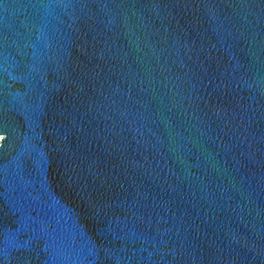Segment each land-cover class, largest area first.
<instances>
[{"label":"water","instance_id":"1","mask_svg":"<svg viewBox=\"0 0 264 264\" xmlns=\"http://www.w3.org/2000/svg\"><path fill=\"white\" fill-rule=\"evenodd\" d=\"M0 264H264V0H0Z\"/></svg>","mask_w":264,"mask_h":264}]
</instances>
